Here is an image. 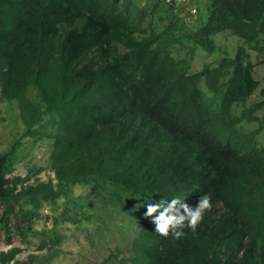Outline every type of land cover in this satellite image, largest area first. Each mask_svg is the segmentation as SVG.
Wrapping results in <instances>:
<instances>
[{"label":"trees","instance_id":"trees-1","mask_svg":"<svg viewBox=\"0 0 264 264\" xmlns=\"http://www.w3.org/2000/svg\"><path fill=\"white\" fill-rule=\"evenodd\" d=\"M191 4L193 15L165 0H0V100L23 128L0 150V264H52L55 226L34 225L60 200L53 223L122 216L129 253L116 243L112 264H264L262 124L242 127L264 106V89L245 106L264 63V0ZM225 30L242 40L234 55L190 71L196 49L212 52ZM24 135L48 144L51 178L11 174ZM75 186L85 191L73 196ZM204 194L211 208L179 239L143 215L160 196L194 206ZM11 234H40L49 251L20 259Z\"/></svg>","mask_w":264,"mask_h":264},{"label":"rangeland","instance_id":"rangeland-1","mask_svg":"<svg viewBox=\"0 0 264 264\" xmlns=\"http://www.w3.org/2000/svg\"><path fill=\"white\" fill-rule=\"evenodd\" d=\"M185 15L191 17V15L188 16L186 13ZM202 17L203 19L205 18L204 14ZM202 17L199 21L200 23L203 21ZM190 20L187 19L186 21L189 23L188 29L193 30L195 24H192ZM163 22H165V19ZM213 38L214 50L212 52H207L198 47L195 53H193L189 60L190 71H198L204 64L215 66L225 55L233 56L237 44L242 43L241 39L231 34L228 30L215 34ZM185 49L178 47V50H175V54L180 57L188 56ZM249 51L254 62H257L261 58L257 55L256 51L250 49ZM253 75L258 80L259 85L254 93L248 97L245 106H250L254 102L263 99L260 90L264 89V63L255 64ZM201 87H203V83H201ZM242 107V105L234 106L233 111L239 114ZM16 114L17 110L8 109L5 102L0 100V150L4 149L9 143L13 125L18 126L15 129L18 135H21L23 132ZM255 115L258 116V121L242 123V127L247 131L253 130L259 126L261 121L262 127L257 140L259 143H264V106L258 109ZM21 141L23 142L22 150L18 156L19 159H17L13 166L11 174L25 175L27 172L41 168L35 177L42 180L51 178L53 174L48 167V144L46 142L32 141L26 135L21 137ZM32 166L34 167L32 168ZM84 191V188L75 186L72 194L73 196H77ZM60 201L55 206L44 203L40 208V215L36 218L34 225L35 230H48L52 225L55 226L54 231L58 234L59 242L53 246L56 253L51 259L52 264H112V261L116 259L111 255V252L116 243L124 249L121 255L125 256V254L129 253V247L126 246L127 235L120 232L124 238L122 239L117 235L119 232L116 231L117 226L122 225V216L120 214L112 213L106 216V218L102 216L100 221L97 218H92L89 221L82 220L80 223L64 220L53 223L55 216L60 213ZM104 220H106V223L103 222ZM44 235H48V233ZM41 238L42 235L40 234H29L25 240H22L17 235L11 234V244L20 246L21 252L18 254V258L20 259L25 258L29 254L43 256L49 250L48 247L42 250L37 248ZM6 242L7 236L0 226V250L8 248ZM121 255L119 254L118 257Z\"/></svg>","mask_w":264,"mask_h":264},{"label":"clouds","instance_id":"clouds-1","mask_svg":"<svg viewBox=\"0 0 264 264\" xmlns=\"http://www.w3.org/2000/svg\"><path fill=\"white\" fill-rule=\"evenodd\" d=\"M210 196H200L194 206L185 203L178 196L167 199L160 196L155 202L145 203V217L154 223V231L162 236L171 235L173 239L181 238L184 229L195 230L197 224L203 219L206 210L211 208Z\"/></svg>","mask_w":264,"mask_h":264},{"label":"built area","instance_id":"built-area-1","mask_svg":"<svg viewBox=\"0 0 264 264\" xmlns=\"http://www.w3.org/2000/svg\"><path fill=\"white\" fill-rule=\"evenodd\" d=\"M165 2L168 5H172L176 8V6H186L187 10H188V14H194L196 12V7L194 5L191 4V0H165ZM186 11V9H185ZM182 15V14H181Z\"/></svg>","mask_w":264,"mask_h":264}]
</instances>
